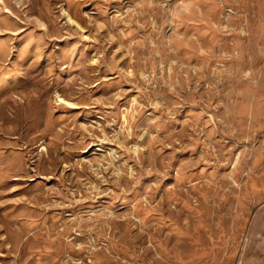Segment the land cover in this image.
Returning <instances> with one entry per match:
<instances>
[{"label":"rangeland","instance_id":"374dc122","mask_svg":"<svg viewBox=\"0 0 264 264\" xmlns=\"http://www.w3.org/2000/svg\"><path fill=\"white\" fill-rule=\"evenodd\" d=\"M0 264H264V0H0Z\"/></svg>","mask_w":264,"mask_h":264}]
</instances>
